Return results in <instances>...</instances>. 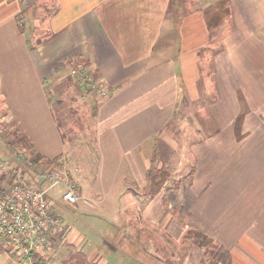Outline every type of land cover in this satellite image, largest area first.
Segmentation results:
<instances>
[{
  "label": "crops",
  "instance_id": "0c3cea01",
  "mask_svg": "<svg viewBox=\"0 0 264 264\" xmlns=\"http://www.w3.org/2000/svg\"><path fill=\"white\" fill-rule=\"evenodd\" d=\"M80 67L113 93L83 91L71 76ZM184 99L205 110L214 127H197L194 143L183 136L177 142L175 165L188 174L172 188L158 141ZM65 101L74 103L69 116L60 108ZM57 113L73 141L87 139L91 122L109 176L122 171L126 191L141 196L134 201L143 200L146 213L155 210L154 219L137 224L142 212H127L131 235L123 244L99 235L104 230L89 210L96 193H84L75 179ZM0 122L18 129L23 148L62 160L81 198L67 223L54 210L64 231L52 238L46 259L19 260L0 241V264H211L205 246L181 240L188 228L228 255L216 264H264V0H0ZM13 142L9 147H19ZM5 155L1 161L18 165ZM9 184L0 174V190ZM159 198L160 208L152 203Z\"/></svg>",
  "mask_w": 264,
  "mask_h": 264
},
{
  "label": "rangeland",
  "instance_id": "374dc122",
  "mask_svg": "<svg viewBox=\"0 0 264 264\" xmlns=\"http://www.w3.org/2000/svg\"><path fill=\"white\" fill-rule=\"evenodd\" d=\"M187 102H189V99H186V101L184 99L183 104L179 106L178 111L174 116V119L172 120L171 124L169 125V128L167 129V135L165 136L164 139L161 138L158 141V148L159 150L164 152V155H166L165 160L168 164V166H164L163 169L164 171L166 170L171 174L170 178L165 179L164 182H167L166 185L172 188H175L179 183V181L182 180L184 176L186 178V175L188 174L187 173L188 171L182 170V172H180L179 167L175 165V163H177L178 156L180 155L181 152L180 149H182L181 147L177 146L178 145L177 142L181 144V139L183 136L184 139L189 137V141L191 143H194L195 129L197 127L201 129H205L206 131L207 130L210 131V128L214 127L211 120L207 119L205 110L203 111L202 108L199 107L198 109L196 108L195 110V102L194 103L193 102L187 103ZM73 106L74 103L66 104V101L62 103L60 108H62L63 115L69 116L70 114L69 111ZM204 107L206 109L209 108V106L207 105H204ZM56 119L59 127L62 129L63 133L67 137V134H69L70 132L68 131V127L66 126L67 123L65 122V119L63 120V116L60 115V113L56 114ZM86 119H89V115L86 116ZM78 120L79 118H77L75 122H77ZM89 124L90 127L86 129L87 139L78 138V140L73 141L77 139V137H67V143H69V145L67 144L68 146L67 154L70 160V168L73 172L78 170V174H75V179H77L79 185L82 188H84V193H87V190H85L86 188L94 189V192L96 193V196H92V198H90L92 199L93 202H95V204L92 208H89V210H92L93 212L96 213V216L94 217V219H92L93 223L99 226L101 232H103L104 230V232L99 233V235L102 236V238L106 241L107 244H110V242L114 241V239L120 241L121 244H123L126 241V239H128V236L131 235L129 234V225H128L131 224V217L127 216L128 215L127 212L131 211L132 208L133 209L136 208L142 212L138 214V217L137 216L135 217V224H137L138 221H144V220L146 221V220L154 219L155 210L152 209L151 211H148V213H146L145 212L146 208L144 207V204H139L145 202L143 200L140 201L137 200L138 198H136L134 201V196L135 197L137 196L141 197V196L139 195L136 196L132 192L128 193L126 191V188L130 190V187L128 186L129 185L128 180L122 179L124 177L122 171L120 172L121 174L118 177L109 176L110 169L108 167V162L104 157V155L106 154L102 152V149L99 146L98 137L96 136V128L94 127V125L91 124V122H89ZM0 125L5 129V131H7L8 134V136H6L4 135L5 134L4 133L3 136H1L0 138L1 160L6 159L5 153L7 152L11 156L13 155L11 158L16 159L18 162L20 161V159L17 158L16 156L17 151H19L18 153H21L26 156L32 155V152L28 148H23L20 144L19 147H17V150L13 146L9 147L7 143L11 140H17L16 134L18 136H21V134L18 132V129L15 128L11 129L10 124H6L5 122H0ZM6 127H8V129H10L11 131L8 130ZM186 134L187 135L191 134V135L186 136ZM167 136H171V138L173 139V143L171 140H167L166 138ZM173 157L175 158L174 160ZM41 160L44 165L45 163L48 162L47 160L44 159ZM162 161L164 162V160ZM52 163L54 164V162ZM63 190L64 189L62 187L54 188L50 193V198L55 201L54 202L55 212L59 214L60 217L64 219L67 223L76 213L75 211H78L77 210L78 208L75 206L66 205L61 201H60L61 203L59 202ZM145 190L146 191L149 190V185ZM145 190H140L139 192H143ZM87 195L91 196V194H87ZM134 203L136 204V207L135 206L132 207ZM152 203L156 206H159V208L161 205H163V201L160 200V198L159 200L155 199ZM76 218L77 219L84 218L83 219L84 221H88L90 219V217L86 216V214H80V213L76 214ZM93 223L91 221V224ZM189 229L190 228H188V230ZM188 230L187 232H184L183 235H181V238L182 237L184 238L181 240L184 241L191 240L193 243H195L196 238L194 233L196 231L193 230L188 231ZM176 231H177L176 227L169 228V236H172L174 240H176V237L178 236V234H176ZM141 232H142L141 230H136L137 239H139V241H141L142 243L145 238ZM156 235L158 236V234ZM206 237L209 238L208 236ZM205 241H206L205 239L202 241L203 242L202 245L206 247L207 250L206 258L210 260L211 264L227 261L228 255L225 252H223L221 249H218L217 246L213 245L212 243L209 242L204 243ZM142 246L144 247V244H142ZM144 251L147 254L151 252V254L148 255H154L156 253V250H154V248L150 250L143 248V250H140V253L145 254ZM170 253L171 252L169 250L167 259L169 261H173L172 258L170 257L171 256ZM192 256H195V252ZM40 259L42 258H39V260ZM74 261L72 262V264H74ZM79 263L80 262H78V264ZM81 264H83V262Z\"/></svg>",
  "mask_w": 264,
  "mask_h": 264
},
{
  "label": "built area",
  "instance_id": "2783aa9c",
  "mask_svg": "<svg viewBox=\"0 0 264 264\" xmlns=\"http://www.w3.org/2000/svg\"><path fill=\"white\" fill-rule=\"evenodd\" d=\"M71 76L83 91L95 97L107 98L113 93L103 79L84 67L72 69ZM4 133L0 125V138ZM18 152V165L0 160V174L10 182L8 188L0 191V241L7 253L31 262L34 258H47L53 249L52 238L64 231L53 209L55 201L50 198L51 191L62 187L60 201L77 208H80L81 198L79 186L62 160L53 166L44 165L42 160ZM85 202L92 205L88 200Z\"/></svg>",
  "mask_w": 264,
  "mask_h": 264
},
{
  "label": "trees",
  "instance_id": "16d2710c",
  "mask_svg": "<svg viewBox=\"0 0 264 264\" xmlns=\"http://www.w3.org/2000/svg\"><path fill=\"white\" fill-rule=\"evenodd\" d=\"M241 121H242L241 118H239L238 121H237V123L240 124ZM16 137H17V140H14V142H13L14 144H18V145H19V143H20V144H22V145H23V144L26 145V143H25L26 141H25V138H24V137H22V136H18L17 134H16ZM30 147H31V146H30ZM32 154H35V156H33V157H34L36 160H41V157H40L38 154H36L35 151H33ZM47 164H48V165H52L53 163L48 161ZM2 176H3V175H2ZM4 177H5V176H4ZM161 185H162V183H161V182H158V183L155 185L156 190L159 189V188L161 187ZM0 191H1V190H0ZM194 235H195V238H196V239H195V238H194V239H195L198 243H200L201 245L203 244L202 241H203L204 239H205L207 242L210 241L209 238H207L205 235H202L201 233L195 232Z\"/></svg>",
  "mask_w": 264,
  "mask_h": 264
}]
</instances>
